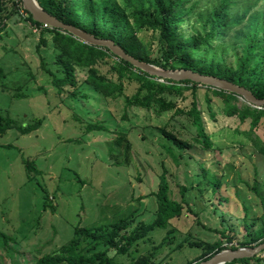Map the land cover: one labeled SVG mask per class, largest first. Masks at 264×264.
I'll return each instance as SVG.
<instances>
[{
    "label": "rangeland",
    "instance_id": "obj_1",
    "mask_svg": "<svg viewBox=\"0 0 264 264\" xmlns=\"http://www.w3.org/2000/svg\"><path fill=\"white\" fill-rule=\"evenodd\" d=\"M0 7V114L19 126L0 131V264H33L69 245L78 227L94 229L122 219L128 220L129 233L150 226L157 218L164 173L170 197L183 204V214L167 229L150 230L125 255L109 249L116 262L137 264L147 258L150 264H199L207 249L191 244L220 243L223 250L259 245L253 235L264 215V120L250 131V120L229 116L219 96L199 87L196 98L213 143L212 150H204L189 117L106 97L85 83L86 70L77 68L75 88L59 93L49 72L57 71L52 62L60 52L52 35L31 24L22 0H0ZM259 9L264 10V1ZM140 38L157 56L152 31H142ZM111 66L100 63L97 69L117 81ZM139 88L125 80V97ZM72 91L77 97L70 96ZM166 97L181 109H189L194 100L190 90ZM233 103L241 107L248 102L239 97ZM38 120V130L22 133ZM103 123L101 130H87ZM162 128L192 147H176ZM123 136L129 153L118 146ZM214 177L220 187L208 182ZM254 186L262 199L252 192Z\"/></svg>",
    "mask_w": 264,
    "mask_h": 264
},
{
    "label": "trees",
    "instance_id": "obj_2",
    "mask_svg": "<svg viewBox=\"0 0 264 264\" xmlns=\"http://www.w3.org/2000/svg\"><path fill=\"white\" fill-rule=\"evenodd\" d=\"M37 1L64 24L89 33L97 39L110 40L140 61L164 70L186 69L226 79L248 89L257 99L264 100V10L259 9L264 0H123L124 4L117 0ZM1 11L3 8L0 7ZM23 11L28 15L31 24L43 26L34 21L32 15L24 8ZM46 30L60 48L56 61L52 62L57 71H49L53 84L59 88V93H63L67 86L75 88L77 68L86 70L88 77L85 83L95 87L96 92L106 97H124L128 106L141 105L147 109L154 107L162 113L175 110L176 114L189 117L196 128L195 141L204 150H212L213 143L207 133L196 98L199 87L219 96L225 103V111L229 116H238L242 122L250 120V131L264 120V108L259 109L249 103L238 107L233 102H238L239 96L234 93L201 86L191 81L174 82L151 76L116 56L107 47L90 45L63 30ZM144 30L152 31L157 39V56H152L151 47L148 48L140 38V33ZM227 39L231 41L227 42ZM40 42L46 43L44 39ZM218 52L222 58L217 60ZM107 59L112 65L110 72L117 75V81L109 79L97 69L100 63L109 64ZM125 80H132L140 85L136 95L125 97ZM185 90L192 91L194 96L189 109L177 107L174 100L166 97L181 95ZM70 96L77 97L75 91H72ZM205 101L214 118L211 99L206 97ZM41 124L42 121H35L32 126L25 127L22 133L38 130ZM12 128H19L16 121L0 114L1 133L4 134ZM103 128L104 123L90 125L87 130ZM162 133L169 142L180 149L192 147L191 143L167 131V128H162ZM123 137L125 139L121 140L119 137L118 146H126L129 153L128 139ZM262 152L264 154V149ZM26 165L28 170L33 169L30 164ZM208 182L215 188L221 186L215 177L210 178ZM251 190L262 199L257 187L254 186ZM157 199V218L150 226L129 233L128 220L122 219L94 229L78 227L75 230L76 238L69 245L38 258L33 264H119L109 256V249L116 248L118 253L125 255L139 240L146 237L150 230L167 229L171 220L183 214V204L170 197L166 173L161 177ZM262 219V226L253 235V242L260 241L258 244L264 243V215ZM169 234L172 233L169 231ZM0 236L4 234L0 232ZM228 239L231 243L232 238ZM253 242L243 243V247ZM84 243L89 246L92 254L85 253ZM190 247L207 249L201 260H206L223 250L220 243H196ZM260 254H264V251ZM260 254L227 264H264V258ZM137 264L150 262L147 258H139Z\"/></svg>",
    "mask_w": 264,
    "mask_h": 264
},
{
    "label": "water",
    "instance_id": "obj_3",
    "mask_svg": "<svg viewBox=\"0 0 264 264\" xmlns=\"http://www.w3.org/2000/svg\"><path fill=\"white\" fill-rule=\"evenodd\" d=\"M23 8L29 12L34 21L47 25L52 29L63 30L75 37H78L86 43L98 47H107L116 56L131 63L135 68L161 79L172 80L174 82L191 81L201 86L211 87L224 92L234 93L243 98L249 104L256 108H264V100L257 99L251 91L244 87H240L226 79L215 76L203 75L198 72L186 69L164 70L152 64L140 61L128 55L121 47L114 44L110 40L97 39L95 36L74 28L73 26L64 24L62 21L48 13L37 0H22ZM264 251V243L259 244L253 248H238L237 250L226 249L217 252L207 260L199 264H227L239 259L253 258Z\"/></svg>",
    "mask_w": 264,
    "mask_h": 264
},
{
    "label": "built area",
    "instance_id": "obj_4",
    "mask_svg": "<svg viewBox=\"0 0 264 264\" xmlns=\"http://www.w3.org/2000/svg\"><path fill=\"white\" fill-rule=\"evenodd\" d=\"M37 27V26H36ZM40 28H44V29H47V28H50L49 26H47V25H43L42 27H40ZM38 29V28H37ZM36 29V30H37Z\"/></svg>",
    "mask_w": 264,
    "mask_h": 264
}]
</instances>
